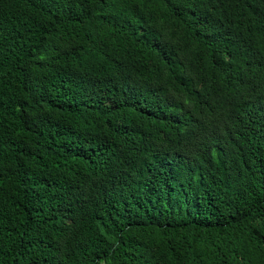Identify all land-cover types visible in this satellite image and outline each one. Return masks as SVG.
Segmentation results:
<instances>
[{
	"label": "trees",
	"instance_id": "obj_1",
	"mask_svg": "<svg viewBox=\"0 0 264 264\" xmlns=\"http://www.w3.org/2000/svg\"><path fill=\"white\" fill-rule=\"evenodd\" d=\"M0 264H264V0H0Z\"/></svg>",
	"mask_w": 264,
	"mask_h": 264
}]
</instances>
